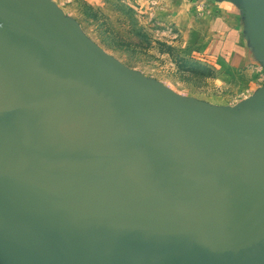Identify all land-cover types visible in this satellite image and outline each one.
Instances as JSON below:
<instances>
[{
	"label": "water",
	"instance_id": "water-1",
	"mask_svg": "<svg viewBox=\"0 0 264 264\" xmlns=\"http://www.w3.org/2000/svg\"><path fill=\"white\" fill-rule=\"evenodd\" d=\"M53 32L15 27L0 15V155L7 157L0 160V204L7 220L41 234L51 214L60 215L53 246L69 264L101 247L120 250L105 257L114 264H264V200L179 168L167 153L178 121L152 111L158 107L143 83L103 59L66 51L65 42L44 43ZM153 126L166 127L157 144L148 134ZM34 161L36 169L11 173ZM52 229L40 238L52 240Z\"/></svg>",
	"mask_w": 264,
	"mask_h": 264
},
{
	"label": "rangeland",
	"instance_id": "rangeland-1",
	"mask_svg": "<svg viewBox=\"0 0 264 264\" xmlns=\"http://www.w3.org/2000/svg\"><path fill=\"white\" fill-rule=\"evenodd\" d=\"M224 1L0 0V15L2 19L13 21L15 27L19 23L33 31L49 27L56 32L52 37L43 36L44 43L61 45L65 42L66 51L74 47L78 54H89L92 62L103 59L150 88L191 103L241 107L264 88V70L255 73L233 71L221 61L211 64L205 58L204 47L213 28L212 17L217 16L219 5ZM132 80L130 78V82H134ZM68 157H75L73 150ZM0 158L7 159L3 154ZM39 164L34 161V164L14 167L11 173L17 175L23 169H36ZM54 168V173L60 170ZM70 196L73 207L80 206L81 193L76 188ZM1 202L0 227L9 224L12 232H0V243L19 247L20 257L33 258L37 264H69L62 250L53 246L54 242L59 243L53 239L61 231L55 229L62 224L60 215L53 212L50 223L42 225L46 230L54 228L52 240L46 237L45 240L40 236L47 235L46 230L35 233L29 224L19 220V226L18 219L7 220L8 213H1L7 204L3 199ZM104 249L91 248L88 260H75L73 264H114L105 257L121 256L120 250L108 253ZM70 251L75 255L82 253L80 249ZM10 252L11 249L0 255V264L11 261L13 254Z\"/></svg>",
	"mask_w": 264,
	"mask_h": 264
},
{
	"label": "crops",
	"instance_id": "crops-1",
	"mask_svg": "<svg viewBox=\"0 0 264 264\" xmlns=\"http://www.w3.org/2000/svg\"><path fill=\"white\" fill-rule=\"evenodd\" d=\"M218 9L206 39L205 58L211 64L221 61L233 71L264 70V0H225ZM140 89L153 94L149 97L158 109L151 110L158 111V117L166 123L167 118L178 121V139L167 150L171 161L197 180L219 185L228 181L240 195L256 192L264 200V88L241 107L191 103L145 84ZM149 128L148 134L157 144L166 127ZM1 226L0 232H12L9 224ZM13 247L0 243V255L10 249L13 254L3 264L36 263L33 258L20 257L22 250Z\"/></svg>",
	"mask_w": 264,
	"mask_h": 264
}]
</instances>
